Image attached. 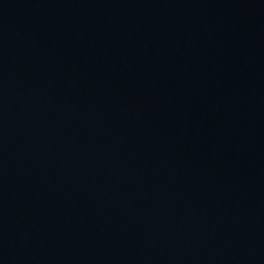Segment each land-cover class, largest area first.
Here are the masks:
<instances>
[{
  "label": "water",
  "instance_id": "1",
  "mask_svg": "<svg viewBox=\"0 0 264 264\" xmlns=\"http://www.w3.org/2000/svg\"><path fill=\"white\" fill-rule=\"evenodd\" d=\"M0 264H264V0H0Z\"/></svg>",
  "mask_w": 264,
  "mask_h": 264
}]
</instances>
